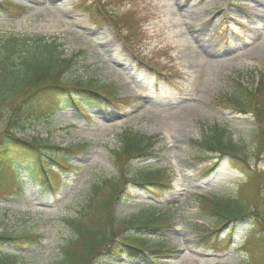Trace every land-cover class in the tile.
<instances>
[{
  "label": "rangeland",
  "instance_id": "1",
  "mask_svg": "<svg viewBox=\"0 0 264 264\" xmlns=\"http://www.w3.org/2000/svg\"><path fill=\"white\" fill-rule=\"evenodd\" d=\"M9 2V10L0 9V35L55 40L62 57L73 59L66 81L112 85L118 97L110 103L88 104L73 92L57 102L50 116L29 120L18 132L38 140L45 151L80 144H88L89 149L67 156L70 169L51 161L55 176L50 182L58 189L54 196L30 178L31 169L43 172L40 165L33 161L21 165L23 191L0 190V233L32 234L39 239L19 247L2 246L0 253L18 256L16 264L60 260L61 247L74 235L65 219L78 215L94 182L117 173L113 150L120 147L118 135L130 129L157 137V157L148 165L165 170L170 177L150 190H129L127 198L115 204V214L133 219L148 215L150 207L161 209L156 213L162 212L173 225L163 232H142L145 240L161 241L171 249L156 258L118 262H247L250 252L243 245L254 223L250 219L237 224L232 244H222L219 251L206 249L197 236L199 226L215 224L204 197L238 194L247 174L228 156L207 174L211 160L200 155L194 142L214 129L225 130L245 147L252 168L264 167V154L256 149V121L233 108L225 96L231 93L238 73L248 88L264 73V0ZM98 2L106 10L100 11ZM86 3L93 4L97 16L88 18ZM121 19L128 24H121ZM8 113V108L0 109V132ZM35 157L26 154L28 160ZM135 170L132 167L130 172ZM224 234L219 233L221 239Z\"/></svg>",
  "mask_w": 264,
  "mask_h": 264
},
{
  "label": "trees",
  "instance_id": "2",
  "mask_svg": "<svg viewBox=\"0 0 264 264\" xmlns=\"http://www.w3.org/2000/svg\"><path fill=\"white\" fill-rule=\"evenodd\" d=\"M11 5L9 0H0V9L9 10ZM93 7V4L86 5L91 18L97 16ZM98 8L106 10L100 2ZM120 22L127 21L121 19ZM58 48L55 40L49 42L44 37L0 35V109L9 110L6 126L0 132V190L11 188L22 192L21 165L33 161L43 172L31 169L30 178L53 196L57 195L58 189L50 182L51 176H55L51 161L63 169H70L67 156L87 153L89 145L54 146V150L45 151L46 146L38 140L20 137L18 132L25 128L27 121L52 114L57 102L73 92L88 104H104L117 98L115 86L66 81L64 77L72 68L73 59L62 57ZM240 77V73L235 75L234 86L231 93L225 95L226 100L233 108L251 114L256 121V149L264 154V73H260L256 85L250 88L240 81ZM117 139L120 147L113 150L117 173L94 182L78 215L65 219L74 235L61 247L62 258L55 264H122L118 261L123 258H156L171 249L160 241L151 242L144 238L142 231L163 232L173 225L162 212H155L157 207H150L149 211H152L148 215L133 219L117 217L114 211L115 204L125 200L132 188L150 190L151 186L170 177L165 170L148 165L157 157L155 145L158 139L130 129ZM194 143L201 150L200 155L211 160L207 174L213 172L226 156L235 159L247 174L238 194L204 197V202L208 203L207 213L214 218L215 224L212 227L199 226L197 236L200 243L206 249L219 251L222 244H231L237 224L250 219L254 223L244 236L243 245L249 250L250 258L241 264H264V167L252 168L245 147L228 137L225 130L214 129L210 136ZM26 154L36 157L28 160ZM132 167L136 168L134 172H130ZM202 198L199 196L200 200ZM225 229L228 230L227 238L221 239L219 233ZM38 239V235L3 232L0 233V247H19ZM18 261L16 255L0 253V264H16Z\"/></svg>",
  "mask_w": 264,
  "mask_h": 264
}]
</instances>
